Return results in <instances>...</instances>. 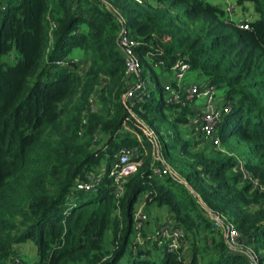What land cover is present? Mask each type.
I'll return each instance as SVG.
<instances>
[{"label":"trees","instance_id":"trees-1","mask_svg":"<svg viewBox=\"0 0 264 264\" xmlns=\"http://www.w3.org/2000/svg\"><path fill=\"white\" fill-rule=\"evenodd\" d=\"M246 3L254 20L235 21L208 0H0V264L29 242L37 264H249L246 248L264 264V0H237ZM113 9L156 86L127 102ZM75 49L81 61L69 58ZM178 60L203 77L198 84L225 92L220 148L199 122L194 137L192 102L167 103L161 78ZM142 123L176 175L155 174L165 165ZM132 147L141 165L118 198L111 173ZM240 163L259 185L243 180ZM164 207L173 226H163L184 234L175 251L149 233ZM211 214L235 226L242 249L227 245Z\"/></svg>","mask_w":264,"mask_h":264},{"label":"built area","instance_id":"built-area-1","mask_svg":"<svg viewBox=\"0 0 264 264\" xmlns=\"http://www.w3.org/2000/svg\"><path fill=\"white\" fill-rule=\"evenodd\" d=\"M138 4H143L148 0H131ZM152 1V0H151ZM234 8L229 6V11H233ZM115 15L118 18L121 29L119 31L118 45L123 54L125 62V79L127 82L128 91L124 95V102L130 101L137 96L148 95L153 89L154 84L144 77V69L141 61L135 51L137 40L131 35L128 27L126 26V20L124 16L117 10L113 9ZM248 29V26H243ZM58 65L63 63L58 62ZM164 65L163 62L160 63ZM190 70V65L185 61L178 60L171 68V77L176 86L170 84L165 86V93L167 97V103L172 105H180L186 103H196L198 100L204 101L203 109L198 112L201 116L199 119L200 129L204 137L211 141L213 146L220 148L221 139L217 135L218 125L221 120V110L217 104V89L214 86H210L207 83L202 84H188L184 85L185 77ZM90 105L93 112H98L99 104L97 102V96H92L90 99ZM142 132L144 139H146L151 146V151L155 161H161L165 165V169L155 168V174L164 176L166 174L176 173L167 165L162 158L161 145L158 136L154 129L150 128L145 123H142ZM141 153L140 147L123 148L118 153L116 158L115 168L111 173L116 185V196L122 197L124 193V185L127 178L134 174L140 167V162L134 160ZM238 171L242 175L243 180H250L256 186L259 185L256 180H253L249 172L245 169L242 163L238 166ZM93 181V179H90ZM94 184H89L88 188H92ZM136 215V219L139 220L137 227L141 229L146 220L145 216H142V210L140 209ZM214 220L216 228H220L225 233V239L227 245L231 249H242L244 246L241 243V236L234 225L227 221L226 217L220 214H211ZM165 228V227H164ZM157 235L166 237L169 239V247L172 251H175L180 246V239L184 236L183 232L179 229L165 228L161 232H157ZM250 259L249 264H260L258 256L251 249L246 248L242 250ZM11 264H24L22 257L16 258Z\"/></svg>","mask_w":264,"mask_h":264},{"label":"rangeland","instance_id":"rangeland-1","mask_svg":"<svg viewBox=\"0 0 264 264\" xmlns=\"http://www.w3.org/2000/svg\"><path fill=\"white\" fill-rule=\"evenodd\" d=\"M208 1L211 4L220 5V7L226 11H228L229 6H232V8H234L233 13H232V18L235 21H237L238 19H240L242 17H244L245 19H248V20H254L255 18H257V15L255 14V12L253 10V5L251 3H246L244 5L246 8V11H245L242 6H239L237 4V0H208ZM227 15L228 14H226V16ZM85 56H86V53L84 50L75 49L71 53L69 58L71 60L81 61ZM4 59H6V57ZM6 61L10 62L11 59L7 58ZM146 74H147V80H148V82H150V80H149L150 73L147 72ZM168 76L171 79L170 75H166L165 78H163V77L161 78V83L163 85L167 84L170 81ZM196 77H199V79L196 80ZM203 80H204L203 77H200L195 72L189 71L187 73L186 81H188V82L191 81V83H195L197 81H203ZM155 88H156V86L154 85L152 90H154ZM224 94H225L224 90H217V92H216L217 104H218V107L220 109H221L223 101H224V100H222V96ZM219 96H221L220 99H218ZM203 104H204V101L198 100L196 103L191 104V107L196 112L197 107L200 108V110L203 109ZM200 118H201V116L198 115V112H196V115H195L196 122H195V124L193 123V129L191 131L194 132V134H195L194 137H197V138H199V136H200L199 135L200 134L199 128H197V125H198L197 122H199ZM133 133H134V135L137 136V138H139V140H141V136L137 132L133 131ZM168 211H169V209L167 207H164L162 209H157V211L154 212V215L151 218V223H152L153 227L149 231L150 234H152V235L157 234L158 231H156V230L159 227L162 230L165 229L163 225L169 224L170 226H173L172 223L170 222V219L167 218ZM172 230H173V227H172ZM21 248L24 250L23 254L22 253L21 254H22V258H23L25 264H37L38 256H37V251H36L35 245L32 242H29V243L21 245Z\"/></svg>","mask_w":264,"mask_h":264},{"label":"crops","instance_id":"crops-1","mask_svg":"<svg viewBox=\"0 0 264 264\" xmlns=\"http://www.w3.org/2000/svg\"><path fill=\"white\" fill-rule=\"evenodd\" d=\"M199 76H200V75H199ZM200 77H201V76H200ZM198 79H199V77H196V80H198ZM199 82H203V81H197V82H195V83H197V84H198ZM195 83H191V81H189V82H188V81H186V77H185V80H184V85H188V84H195ZM167 84H169V82H168ZM167 84H166V85H167ZM220 97H221V96H219V98H218V99H220ZM223 97H224V95L222 96V100H223ZM199 111H201V110H200V108H198V107H197V109H196V112H199ZM23 252H24V250L21 248V252H20V253H22V254H23ZM22 254H21V257H22ZM22 259H23V258H22ZM23 261H24V260H23ZM24 264H25V262H24Z\"/></svg>","mask_w":264,"mask_h":264}]
</instances>
